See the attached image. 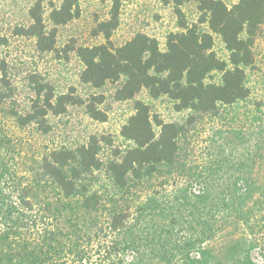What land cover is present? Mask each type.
Returning a JSON list of instances; mask_svg holds the SVG:
<instances>
[{
	"label": "trees",
	"instance_id": "16d2710c",
	"mask_svg": "<svg viewBox=\"0 0 264 264\" xmlns=\"http://www.w3.org/2000/svg\"><path fill=\"white\" fill-rule=\"evenodd\" d=\"M79 1L64 0L47 19L38 2L29 10L30 24L14 32L35 39L40 51H55L59 27L80 16ZM104 1L111 2L109 18L93 30L104 42L72 50L84 66L83 85L101 90L120 83L115 99L136 101L121 130L130 145L115 152L120 160L103 166L105 137L45 152L21 141L28 131L48 135L50 118L69 107H84L91 119L106 122L99 108L105 97L83 98L74 88L56 94L37 82L28 110L9 107V65L0 54V264H264V176H254L264 168V110L253 118L262 125L249 135L236 129L232 140L222 130L209 134L202 156L193 141L182 142L202 134L196 124L213 122L219 106L249 99L247 70L264 30V0H237L231 7L193 0L198 23L183 21L167 35L164 50L143 33L116 46L122 0ZM187 1L176 0L182 17ZM215 36L227 60L214 51ZM7 44L0 36V49ZM144 91L170 99L178 112L190 111L186 124L153 118L137 99ZM230 145L241 152L228 154ZM103 168L107 184H96L90 175Z\"/></svg>",
	"mask_w": 264,
	"mask_h": 264
},
{
	"label": "rangeland",
	"instance_id": "374dc122",
	"mask_svg": "<svg viewBox=\"0 0 264 264\" xmlns=\"http://www.w3.org/2000/svg\"><path fill=\"white\" fill-rule=\"evenodd\" d=\"M64 0H0V36L6 37L8 44L0 49L1 57L6 59L9 65L10 92L12 97L8 100V106L18 110H28L32 101L36 98L37 82L49 84L56 94L68 93L72 88L75 93L88 98L93 92L104 95L105 102L99 108L106 112L107 121L99 122L91 119L84 107H69L65 114L50 118L53 130L48 135L39 134L36 131H28L22 134L21 141L30 140L35 150L45 152L51 148L67 146L76 148L85 143L91 136L102 139L100 159L106 167L111 161L120 160L115 156L117 150H124L130 145L122 135L121 130L128 118L134 113L135 100L121 102L115 99L116 91L121 87L120 83L108 84L101 90H94L83 85L80 74L84 68L73 48L95 46L103 43L102 37H94L93 30L98 22L109 18L111 8L110 1L104 0H80V16L69 24L59 27L56 41V50L52 52L40 51L33 38L16 35V27L30 24L29 10L36 3H41L44 18L47 19L50 9L60 6ZM229 7L237 3V0H223ZM183 17L176 11V0H122L120 10V26L114 32L112 41L116 46H122L131 40L136 34L143 33L158 40L162 50L165 49L166 37L171 32L179 30L180 24L185 21L189 26L199 21L197 4L188 0L181 7ZM49 24L48 21H46ZM214 51L227 60L229 53L222 40L215 36ZM221 74H214V81H220ZM246 85L250 90V97L233 107L221 105L219 116L210 122L208 119L196 124L201 132L192 138L183 139L186 142L193 141V146L199 150L202 156L203 149L207 146L209 134L215 135L217 130L229 132L228 140H232L231 132L236 129L246 135L249 131L255 132L262 123L254 122L253 118L259 114L258 110L264 107L257 105L264 102V30L258 37L254 46V64L247 70ZM137 99L148 104L153 118H161L165 122L186 124L191 115L190 111L178 112L174 103L166 98L152 99L146 91ZM9 127L12 126L8 124ZM13 129V128H11ZM196 130V129H195ZM204 130V131H203ZM255 137V136H254ZM22 139V138H21ZM190 140V141H189ZM241 139L239 141L240 143ZM220 143L226 141L218 138ZM256 141L252 139V144ZM29 146V145H27ZM240 146V145H239ZM241 147V146H240ZM232 152L228 146V154L241 152L242 147ZM185 148V147H184ZM95 172L90 177L96 179V184H107L108 174ZM254 176H264V168H256ZM257 261L262 262L258 253H255Z\"/></svg>",
	"mask_w": 264,
	"mask_h": 264
}]
</instances>
